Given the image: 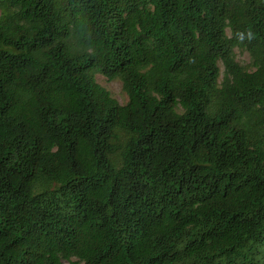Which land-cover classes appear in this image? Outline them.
Segmentation results:
<instances>
[{"label":"trees","instance_id":"obj_1","mask_svg":"<svg viewBox=\"0 0 264 264\" xmlns=\"http://www.w3.org/2000/svg\"><path fill=\"white\" fill-rule=\"evenodd\" d=\"M0 264H264V0H0Z\"/></svg>","mask_w":264,"mask_h":264},{"label":"rangeland","instance_id":"obj_2","mask_svg":"<svg viewBox=\"0 0 264 264\" xmlns=\"http://www.w3.org/2000/svg\"><path fill=\"white\" fill-rule=\"evenodd\" d=\"M236 52L238 61L243 64L250 62V54L248 51L236 49ZM223 69L224 68L222 66V70ZM99 79L101 80L102 84L105 85L118 100H120L121 102H124L126 100V95L123 92L122 83L119 80L108 81L107 78L103 76H99Z\"/></svg>","mask_w":264,"mask_h":264}]
</instances>
